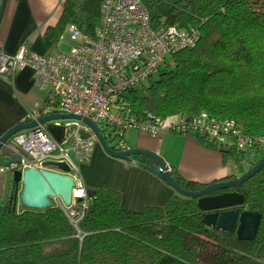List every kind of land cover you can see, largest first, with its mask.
I'll return each instance as SVG.
<instances>
[{
	"label": "trees",
	"instance_id": "1",
	"mask_svg": "<svg viewBox=\"0 0 264 264\" xmlns=\"http://www.w3.org/2000/svg\"><path fill=\"white\" fill-rule=\"evenodd\" d=\"M102 1L63 0L45 39L54 44L71 24L93 36ZM140 1L154 29L192 28L198 37L192 48L170 56L172 67L162 66L157 81L123 95L129 115L142 121L148 115L186 118L206 112L211 119L233 121L246 137L264 136V0ZM106 131L100 133L109 143L112 135ZM193 138L220 153L224 164L228 157L238 164L244 154L264 158V146L255 143L243 152L203 136ZM227 169L226 180L235 179ZM171 177L185 190L203 188L174 170ZM20 189L13 182L7 202L0 205V264H264V167L229 190L243 196L240 212L261 217L249 242L238 241L235 230L207 228L196 200L176 194L162 208L127 212L120 194L102 187L92 192L93 210L87 209L74 228L57 203L43 210L17 209Z\"/></svg>",
	"mask_w": 264,
	"mask_h": 264
},
{
	"label": "built area",
	"instance_id": "2",
	"mask_svg": "<svg viewBox=\"0 0 264 264\" xmlns=\"http://www.w3.org/2000/svg\"><path fill=\"white\" fill-rule=\"evenodd\" d=\"M67 30L74 44L68 52L50 49L36 54L23 45L15 56L0 55V76L13 78L24 68L32 70L33 84L47 100L43 116L74 115L89 119L99 132L107 128L111 141L107 143L101 136L117 153L131 150L127 145L131 131L151 137L164 132L192 138L199 135L216 146L243 152L249 151L253 143L264 146V136L246 137L233 121L211 119L206 112L186 118L148 115L138 121L123 106L127 91L142 87L162 66L172 67V54L195 45L198 37L195 29L175 26L154 29L140 0H103L99 26L93 36L80 33L73 24ZM34 119L32 116L31 120ZM54 124L63 130L60 143L54 142L43 127L11 137L12 154L19 155L20 162L0 165V175L13 176L26 168L54 172L55 163L65 164L69 169L67 175L74 182L72 202L68 208L57 204L76 228L90 206L78 167L90 161L97 140L82 121Z\"/></svg>",
	"mask_w": 264,
	"mask_h": 264
},
{
	"label": "crops",
	"instance_id": "3",
	"mask_svg": "<svg viewBox=\"0 0 264 264\" xmlns=\"http://www.w3.org/2000/svg\"><path fill=\"white\" fill-rule=\"evenodd\" d=\"M62 3L63 0H7L0 22V55L15 56L23 45L36 54L53 49L54 44L45 39L44 33L57 23ZM46 105V96L34 86L29 68L20 70L13 78L0 76V137L15 125L29 122L32 116H43ZM54 123L43 128L54 142L60 143L63 130ZM127 145L156 154L185 182L206 186L223 181L228 175L222 155L204 148L192 137L169 132L151 137L131 131ZM132 161L151 164L142 157ZM78 172L87 192L103 186L110 188L120 194L121 207L127 212L162 208L174 193L158 177L135 163L106 156L98 144L90 161L79 166Z\"/></svg>",
	"mask_w": 264,
	"mask_h": 264
},
{
	"label": "water",
	"instance_id": "4",
	"mask_svg": "<svg viewBox=\"0 0 264 264\" xmlns=\"http://www.w3.org/2000/svg\"><path fill=\"white\" fill-rule=\"evenodd\" d=\"M7 0H1L0 22L5 10ZM77 120L86 124L93 132L97 144L104 154L110 158L123 161L125 163H135L138 167L151 172L174 193L179 196L196 200L197 208L204 213L203 223L207 228H215L219 231L231 232L235 230L237 240L240 242L253 241L259 228L261 217L257 213L240 212L239 207L243 204L244 198L241 194L225 192L219 195H213L219 192L229 191L237 186L249 181L263 167L264 158L260 159L250 167L242 176L231 180H223L203 186L197 191H188L181 188L171 177V169L156 154L145 150L131 149L127 152H114L106 144L97 127L86 118L74 115L50 114L41 116L29 122L17 124L0 137V165L8 166L20 162L19 155H12L13 148L8 144L11 137L15 134L31 130L37 127H43L45 124L56 121ZM146 158L151 164L143 162H133V158ZM58 170L57 173L49 170H37L26 168L22 172L13 174V182L21 189L15 195V201L22 210H43L49 209L54 203H59L63 207H70L72 202L73 180L67 175L69 172L65 164H54ZM89 199L94 197V193L87 192ZM93 210V205L88 209Z\"/></svg>",
	"mask_w": 264,
	"mask_h": 264
},
{
	"label": "rangeland",
	"instance_id": "5",
	"mask_svg": "<svg viewBox=\"0 0 264 264\" xmlns=\"http://www.w3.org/2000/svg\"><path fill=\"white\" fill-rule=\"evenodd\" d=\"M72 47H74V44L70 42L69 40V34L67 28L63 31L61 37L57 40V42L54 43L53 51H63V52H68ZM158 77L156 75L150 77L147 81L143 83V87L148 86L150 83L157 81ZM51 123V122H50ZM49 124V123H48ZM48 124H45L44 126L46 127ZM43 126V127H44ZM250 154H244L240 155L241 160L238 164H235L231 157H228L225 164L226 168H229L231 170V173L235 175V177H240L242 176L246 171H247V166L251 163H257L260 159L259 157L256 156H249ZM136 159V158H135ZM13 184V176L8 175V174H2L0 175V202L6 203L7 199L10 195V189ZM105 187V186H103ZM173 193L175 197H181L178 194ZM183 198V197H182ZM185 200V199H184ZM60 206V205H59ZM17 209H20L18 206ZM78 223V222H77Z\"/></svg>",
	"mask_w": 264,
	"mask_h": 264
},
{
	"label": "flooded vegetation",
	"instance_id": "6",
	"mask_svg": "<svg viewBox=\"0 0 264 264\" xmlns=\"http://www.w3.org/2000/svg\"><path fill=\"white\" fill-rule=\"evenodd\" d=\"M9 144V143H8ZM56 164V163H55ZM57 169L54 171L55 173H57ZM225 192H229V191H224V192H219V193H216V194H213V195H219V194H223V193H225Z\"/></svg>",
	"mask_w": 264,
	"mask_h": 264
}]
</instances>
